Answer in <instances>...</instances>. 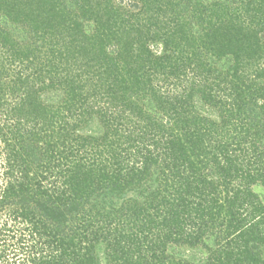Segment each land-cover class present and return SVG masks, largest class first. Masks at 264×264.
<instances>
[{
    "label": "trees",
    "instance_id": "obj_1",
    "mask_svg": "<svg viewBox=\"0 0 264 264\" xmlns=\"http://www.w3.org/2000/svg\"><path fill=\"white\" fill-rule=\"evenodd\" d=\"M123 1L0 0L19 264H264V0Z\"/></svg>",
    "mask_w": 264,
    "mask_h": 264
},
{
    "label": "rangeland",
    "instance_id": "obj_2",
    "mask_svg": "<svg viewBox=\"0 0 264 264\" xmlns=\"http://www.w3.org/2000/svg\"><path fill=\"white\" fill-rule=\"evenodd\" d=\"M116 2H120V0H116ZM132 0H124L122 3L123 5L127 6L128 8H130V4H131ZM12 27V26H11ZM13 32L15 34L16 37H18L21 40H26L27 38V33L21 28V27H16L13 26ZM152 49L154 50V52L156 53H160L163 50L162 45L158 44V45H153ZM48 95H52V92L49 93ZM99 123H97V120L93 121L88 127H86L85 129H83L82 133H86V134H90V133H95L98 132V129H100L99 127ZM5 158H6V154L4 153V144L0 141V181H4L3 180V173L5 171V166H6V162H5ZM254 191L256 193H258L260 199L262 200V202L264 203V187L257 185L254 187ZM0 198H1V193H0ZM12 209L9 207H6L2 210H0V233L1 230L4 228V224L8 223V230L10 228H14L10 233H7L8 235H4L6 236V241H9L11 243L8 242V246H9V250H8V254L10 257V262L9 264H13V263H17L19 264L21 260H23L25 258V253L20 252L22 249L17 247L18 243L17 240H20L21 237V232L20 229H22L20 226H18L17 224L15 225V221L12 218ZM15 226V227H14ZM15 235L14 239H12V235ZM17 239V240H16ZM18 248V249H16ZM2 250V245L0 243V251ZM13 250H17L16 252H14ZM105 251V247L101 246V248H99L98 253L100 254V256L102 257V260L104 258V253ZM20 252V253H19ZM171 253H173L174 255H177L178 257H182L185 259H189L191 261H200L203 260L206 256V251L203 248H197V249H189V248H172L170 250ZM16 254H19L20 256H15ZM105 262V260H103V263ZM0 263H2V259H0Z\"/></svg>",
    "mask_w": 264,
    "mask_h": 264
}]
</instances>
